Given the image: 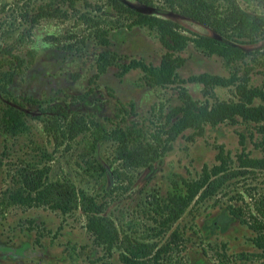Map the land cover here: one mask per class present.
Wrapping results in <instances>:
<instances>
[{"label": "rangeland", "instance_id": "374dc122", "mask_svg": "<svg viewBox=\"0 0 264 264\" xmlns=\"http://www.w3.org/2000/svg\"><path fill=\"white\" fill-rule=\"evenodd\" d=\"M85 1L86 5L79 1L75 10L67 8V16L40 18L29 28L16 18L15 5L22 0H0V29L10 21L15 24H11L15 28L11 32L0 34V45L4 47L0 49V69H13L8 89L24 113L26 125L19 132L18 126L10 129L0 109V264H124L120 249L114 248L108 254L93 241L79 208L62 213L45 205L9 199L8 194L20 186L19 169L29 159H37V165L50 166L47 173L52 178L68 173L75 185L86 189L95 200H108L105 213L122 231L154 242L155 247L168 240L170 248L158 264H264V253L250 239L256 233L253 227L258 226L255 220L264 226V167L243 165L240 159L264 156V132L253 122L205 125L203 132L193 138H189L191 130L186 129L175 137L159 161L150 167L124 171L122 177L126 179L121 187L114 188L115 183L108 176L94 172L89 175L74 163L84 151L81 140L73 147L55 145L36 117L40 105L22 101V96L41 102L49 98L61 101L64 92L78 94L88 90L84 100L71 107L93 114L107 127L118 121L149 131L176 104L175 84L149 85L138 67L120 74L119 66L108 65L95 75L96 57L102 50L114 52L119 62L136 59L157 65L165 48L153 33L138 25L110 29L107 45L84 38L77 18L79 10H90L104 18L113 16L107 11L105 0ZM124 1L142 6L137 0ZM151 1L152 7L145 8L155 14L173 17L187 30L210 35L206 26L172 15L160 6V0ZM237 1L249 11L264 14V7L256 0ZM95 5L103 9L98 10ZM238 44L244 55L231 69L238 73L249 70L250 83L264 84L263 41ZM180 55L184 61L176 69L177 77L184 80L182 85L194 98L202 99L203 95L200 84L185 80L189 75H228L230 70L221 57L206 54L190 42ZM214 92L219 98L232 96L231 87L215 86ZM6 99L0 95V106L6 104ZM8 102L12 103V99ZM254 102L260 99L255 98ZM120 104L125 111L119 110ZM110 146L108 143L97 148L99 160L109 153ZM221 161L226 169L235 168L236 173L230 174L205 201H191L165 232L155 235L150 230L155 223L141 212V208L145 209L146 193H163L181 178L197 177L203 167L208 170ZM249 222L253 227L248 226ZM171 230L179 236L173 243L169 241Z\"/></svg>", "mask_w": 264, "mask_h": 264}, {"label": "trees", "instance_id": "16d2710c", "mask_svg": "<svg viewBox=\"0 0 264 264\" xmlns=\"http://www.w3.org/2000/svg\"><path fill=\"white\" fill-rule=\"evenodd\" d=\"M79 1H83L85 5L88 3L85 0H22L19 5H15L18 8L16 18L20 22H26L30 28L40 18L67 16V8L75 10ZM137 1L142 6L135 7L124 0H105L109 9L107 11H111L113 16L104 18L85 9L79 10L77 18L82 24L81 36L85 35L84 38H91L101 45L109 44L110 29L138 25L147 28L164 46L165 50L157 65L136 59L127 63L119 62L116 54L109 50L100 51L95 62V75L108 65L119 66L120 74L131 67H138L144 72V82L149 85L175 84L178 97L176 104L165 112L163 120L151 131L137 124H121L118 121L107 127L93 114L71 107L72 103L83 101L88 90L78 94L64 92L61 101L49 98L41 102L30 96L21 97L23 102L40 105L41 109L36 117L55 145L73 147L81 140L84 151L74 163L89 175L94 172L108 176L115 183L114 188L121 187L123 179H126L122 177L124 171L126 173L128 169L150 167L159 161L175 137L186 129L191 130L189 138H193L203 132L205 125L253 122L259 131L264 132V84L250 83L249 70L238 73L231 69L234 62L242 59L244 55L238 43L262 40L264 52V14L247 10L237 0H160V6L172 15L206 26L211 32L208 35L187 30L173 17L161 16L145 8L152 7L151 0ZM256 1L264 7V0ZM95 6L98 10L103 9ZM11 24L15 25L12 21L8 22L0 29V34L15 29ZM29 30L27 29L26 33ZM188 42L206 54L221 57L230 67L228 75L200 72L185 79L200 84L202 99L194 98L182 85L184 80L178 78L176 73V69L184 61L180 52ZM1 48L4 47L0 45ZM10 71L0 69V95L7 98L6 104L1 105L0 109L1 114L7 118L5 122L8 127L13 129L18 126L19 132L25 129L26 125L23 122L24 113L8 89L12 76ZM215 86L231 87L232 96L217 97ZM255 98L260 99V102L255 103ZM9 99H12V103L8 102ZM121 105L119 110L125 111ZM129 106L132 108L131 102ZM108 143L111 145L109 153L99 160L97 148ZM240 159L243 165L264 167V156H244ZM37 162V159H29L23 163L18 172L20 186L8 194L11 201L45 205L62 213L79 208L85 215L84 227L91 233L93 241L106 253L109 254L114 248L120 249V260L124 264H158V261H164V255L170 248L168 240L155 247L154 242L144 241L141 236H132L131 231H122L105 213L108 200H95L86 189L75 185L68 173L52 178L47 173L51 167L46 164L37 165ZM233 169L235 168L226 169L221 161L208 170L203 167L197 177L181 178L180 182L170 186L163 193L156 190L146 193L145 209L141 208V212L155 223L150 226V230H153L155 235L165 232L191 201H205L220 188L230 174L236 173L237 170ZM128 181L127 179V183ZM255 221L258 225L256 228L251 222L248 223V226L256 229L250 239L259 252L264 253V226H259V220ZM178 237L174 230L170 231V243Z\"/></svg>", "mask_w": 264, "mask_h": 264}]
</instances>
